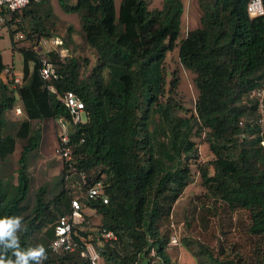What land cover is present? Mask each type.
<instances>
[{
  "label": "trees",
  "instance_id": "obj_1",
  "mask_svg": "<svg viewBox=\"0 0 264 264\" xmlns=\"http://www.w3.org/2000/svg\"><path fill=\"white\" fill-rule=\"evenodd\" d=\"M211 1L200 27L178 45L183 0H164L160 9H150L149 0H120L119 6L117 0H76L75 5L59 0L64 13L79 16L82 38L97 55L87 77L73 55L71 30L65 39L46 26L52 16L50 0L32 3L8 18L9 29L16 25L27 32L23 25L31 26L36 42L45 36L62 39L66 57L55 51L45 55L60 76L51 85L58 95L76 93L87 116L70 135L73 157L64 162V172L102 182L108 197V204L86 203L100 217V225L95 233L88 232L87 225L74 229L78 248L73 253L49 248L57 221L69 214L73 197L65 201L63 192L45 201L41 188L35 207L26 214L25 154L38 148L41 138L32 123L71 116L41 77L43 58L24 50L21 85L0 84L1 160L16 149V139L4 136L6 113L15 108L16 96L26 117L18 131V137L28 140L20 160V190L9 199L0 184V219L23 218L17 229L22 250L42 245L48 256L43 264H91L81 256L89 246L100 254V264H176L167 251L171 218L193 182L191 166L198 159L194 138L205 132L214 159L199 167L202 185L216 203L249 212V232L260 240L258 264H264V130L255 123L256 105L248 99L253 90L264 87V16H249L250 0ZM177 47L181 65L195 75L198 98L192 115H179L182 109L173 97L179 80L167 79V54ZM3 70L0 61V74ZM104 233H113L116 240H105ZM200 250L208 264H245L242 259L220 260L203 245ZM5 258L16 259L12 250Z\"/></svg>",
  "mask_w": 264,
  "mask_h": 264
},
{
  "label": "rangeland",
  "instance_id": "obj_2",
  "mask_svg": "<svg viewBox=\"0 0 264 264\" xmlns=\"http://www.w3.org/2000/svg\"><path fill=\"white\" fill-rule=\"evenodd\" d=\"M150 9H160L164 0H149ZM185 13L181 38L184 39L190 30L200 27V19L204 7H208L211 0H183ZM71 5L76 0H69ZM120 0H117L119 6ZM203 5V6H202ZM52 16L45 20L46 26L51 29L53 35L67 39L70 30L73 41L71 49L73 55L83 65L82 74L87 77L97 65V55L83 40L80 18L77 14L64 13L59 5V0H50ZM48 12L49 7H46ZM45 16V14H42ZM27 32L14 25L9 29L4 25L0 32V61L5 68L11 70L10 75L0 74V84H7L14 88V78L22 80L24 68V50H32L45 58L46 53L53 50L51 40L54 37H41L38 42L37 35L30 31L31 26L23 25ZM15 31L14 34L11 32ZM17 31V32H16ZM61 39V38H60ZM62 40V39H61ZM31 67L33 66L32 63ZM165 68L168 82L179 80V87L174 93V100L181 106L179 115L195 114V104L198 91L194 84L195 75L186 70L180 63L178 47L167 54ZM12 82V83H11ZM170 88V84L168 85ZM15 108L6 113L7 127L4 136H13L16 139V149L6 160L0 159V184L7 198H14L21 186V158L24 146L28 144L26 138L18 137V131L26 117L17 115L20 102L16 96ZM86 116H83V123ZM34 130H40L41 138L38 148L27 151L25 154V172L28 179L27 197L22 205L30 213L36 205L38 191L43 188L45 201L52 200L63 192L64 200L70 197L82 202H89L80 174L73 172L65 174L64 161L56 155L59 144L58 127L54 119H44L32 123ZM70 133L76 131V125L67 123ZM198 150V159L193 162L191 169L193 182L187 187L183 196L174 206L171 222L183 224V240L181 249L169 251V255L176 264H208L205 255L200 250V245L207 247L216 258L220 260H240L245 264H258L257 248L259 238L249 232L251 225L249 212L245 210L231 211L224 204L216 203L202 185L200 166L209 165L214 159L209 144L205 140V132L202 136L194 138ZM85 215V228L88 232L95 233L100 225V217L88 206L83 209ZM196 255V258H195Z\"/></svg>",
  "mask_w": 264,
  "mask_h": 264
},
{
  "label": "built area",
  "instance_id": "obj_3",
  "mask_svg": "<svg viewBox=\"0 0 264 264\" xmlns=\"http://www.w3.org/2000/svg\"><path fill=\"white\" fill-rule=\"evenodd\" d=\"M39 0H0V32L4 25H7L8 18L13 14L22 12L26 7L32 3H36ZM247 12L251 18H258L264 16V5L262 0H250L247 5ZM51 44L52 51L58 53L62 58L67 56V51L62 48V40L60 38H52ZM40 74L43 80L49 82L48 90L51 93L57 94L56 88L51 83L59 80L60 76L55 67L48 59L43 58L41 60ZM6 75L11 74V70L5 68ZM14 85H21V79L14 78ZM58 98L66 106L70 112L71 119L58 118L55 120L58 127L61 128L59 133V144L56 148V155L64 162L72 161L73 151L70 143V135L67 123L70 125H78L83 123V116H86L85 106L83 101L74 92H67L63 95H58ZM248 99L254 105H256L257 118L255 123L260 126L261 130H264V87L253 90ZM17 115H22V109L17 108ZM87 120V116H86ZM85 120V122H86ZM84 122V123H85ZM243 125V122L240 123ZM264 145V142H262ZM83 187L85 189V195L88 201H102L103 204H108V197L105 195L102 182L91 183L88 176L84 173L80 174ZM85 203L79 199L73 198L70 201V212L68 215L61 217L55 226L54 239L49 245V248L54 253H73L77 250L78 245L73 239L74 229L81 227L85 224V215L83 209ZM105 240H116L113 233H104ZM183 240V224L171 222V236L167 246V251H173L174 249H181ZM81 256L87 258L91 264H100L101 256L95 250L93 246L87 247L81 251Z\"/></svg>",
  "mask_w": 264,
  "mask_h": 264
},
{
  "label": "clouds",
  "instance_id": "obj_4",
  "mask_svg": "<svg viewBox=\"0 0 264 264\" xmlns=\"http://www.w3.org/2000/svg\"><path fill=\"white\" fill-rule=\"evenodd\" d=\"M22 217H12L0 219V245L3 247V255H0V264H29V261H36L37 264H43V261L48 258L46 249L39 245L35 248H29L26 251L20 247L17 229L21 228ZM25 226H23V229ZM12 250V255L15 260L5 258L6 253Z\"/></svg>",
  "mask_w": 264,
  "mask_h": 264
}]
</instances>
